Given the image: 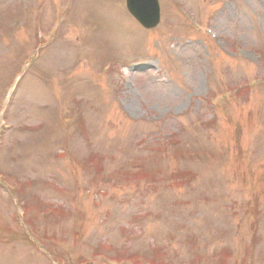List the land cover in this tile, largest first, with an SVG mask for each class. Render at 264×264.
Instances as JSON below:
<instances>
[{
    "label": "rangeland",
    "instance_id": "obj_1",
    "mask_svg": "<svg viewBox=\"0 0 264 264\" xmlns=\"http://www.w3.org/2000/svg\"><path fill=\"white\" fill-rule=\"evenodd\" d=\"M159 1L0 0V264H264V0Z\"/></svg>",
    "mask_w": 264,
    "mask_h": 264
},
{
    "label": "water",
    "instance_id": "obj_2",
    "mask_svg": "<svg viewBox=\"0 0 264 264\" xmlns=\"http://www.w3.org/2000/svg\"><path fill=\"white\" fill-rule=\"evenodd\" d=\"M141 7H143V6H141ZM132 10V12L135 14V16L137 17V18H139V14L141 13V11H139V10H141L140 8H132L131 9ZM140 19V18H139Z\"/></svg>",
    "mask_w": 264,
    "mask_h": 264
},
{
    "label": "bare ground",
    "instance_id": "obj_3",
    "mask_svg": "<svg viewBox=\"0 0 264 264\" xmlns=\"http://www.w3.org/2000/svg\"><path fill=\"white\" fill-rule=\"evenodd\" d=\"M34 67V66H33Z\"/></svg>",
    "mask_w": 264,
    "mask_h": 264
}]
</instances>
